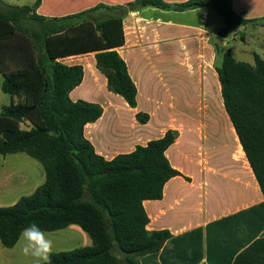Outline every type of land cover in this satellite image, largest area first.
<instances>
[{
    "label": "trees",
    "instance_id": "obj_1",
    "mask_svg": "<svg viewBox=\"0 0 264 264\" xmlns=\"http://www.w3.org/2000/svg\"><path fill=\"white\" fill-rule=\"evenodd\" d=\"M234 0H135L124 5L99 4L90 10L48 17L34 6L0 2V73L2 90L13 102L0 113V154L26 153L45 171V182L13 206L0 207V240L13 248L22 230L35 222L45 232L79 226L91 246L53 252L52 264H144L173 238L168 230L149 231L144 202L161 200L164 188L180 176L167 157L179 138L168 130L161 138L107 160L85 135L104 109L98 103L72 101L70 93L84 79V68L63 60L95 54L97 69L109 90L137 108V87L118 49L126 43L124 19L148 8L186 12L213 10L224 19L219 35L227 38L233 26L258 25ZM101 10L112 14L100 21L86 17ZM237 61L223 53L217 69L224 109L264 195V58ZM17 99V100H16ZM149 115L136 119L146 124ZM123 257V260L121 257ZM230 264H264V238L255 240Z\"/></svg>",
    "mask_w": 264,
    "mask_h": 264
},
{
    "label": "crops",
    "instance_id": "obj_2",
    "mask_svg": "<svg viewBox=\"0 0 264 264\" xmlns=\"http://www.w3.org/2000/svg\"><path fill=\"white\" fill-rule=\"evenodd\" d=\"M132 1L135 0H91V8L99 4L124 5ZM166 1L176 3L188 0ZM238 1H233L234 9L245 18L247 7L264 8V0H244L241 10H237ZM0 2L9 5L1 0ZM44 3L45 0H42L39 14ZM66 11L57 17L67 16ZM212 11L199 8L178 12L199 16L197 20L180 22L169 17L170 12L174 11L148 8L131 12L124 19L126 43L117 51L125 60L138 90L135 109L119 95L114 94L115 98L107 96L98 82L100 78L97 73H91V69L87 70L92 64L86 67L78 63L84 57L93 56L96 64L94 53L66 59V63L81 64L84 68L83 82L70 93L71 100L98 103L104 109L97 122L86 126L85 135L94 145L96 152L105 159L112 160L120 154L130 153L138 145L145 146L149 141L163 137L168 130L179 132V138L168 149L167 157L181 175L169 180L161 200L144 202L149 217L147 229L168 230L173 238L156 256L143 258L144 264H230L255 240L264 238V195L231 121L229 120V133L233 146L226 145L224 150L214 153L215 155L200 146L199 155L196 157L179 147L184 138L185 127L176 126L170 115L165 119L160 116L162 111L170 114L169 109L162 110L166 105L162 97L171 96L173 99L171 93L174 88V79L162 74L160 70L165 61V58H160L165 53L163 45H175L172 42L177 39L180 45L193 47L207 43L216 35L217 39L219 38L217 41L225 45V39L233 34L238 35L236 29L241 26H233L227 38L220 37L219 31L223 29L224 19L221 16L222 20L219 19L217 13L218 16L214 17ZM49 16L56 17L52 14ZM261 23L258 25H262ZM130 28L134 30L137 39L135 45H128L126 31ZM240 38L245 41L244 35ZM165 54L166 59L174 58L175 55L168 50ZM3 80L4 77L0 73V113L5 106L13 102L2 90ZM187 80L190 83L191 76ZM103 82L107 86V81ZM155 95L157 100L153 101ZM146 104L153 106L146 108ZM139 112L149 115L146 124L136 119ZM226 118L229 119L228 115ZM22 154L26 153L6 156L0 154V207L13 206L21 197L34 193L46 180L43 166L27 154L42 167L25 159ZM79 228L77 225H71L63 230L46 232L54 241V252H59L55 251V248L64 240L63 233L66 231L84 236L86 246H91L92 240L80 233ZM21 246L19 240L9 249L4 247L0 240V264H33L31 258L22 255Z\"/></svg>",
    "mask_w": 264,
    "mask_h": 264
},
{
    "label": "rangeland",
    "instance_id": "obj_3",
    "mask_svg": "<svg viewBox=\"0 0 264 264\" xmlns=\"http://www.w3.org/2000/svg\"><path fill=\"white\" fill-rule=\"evenodd\" d=\"M6 4L12 6H34L36 0H1ZM181 3V2H176ZM244 0L237 2V10H241ZM91 9V0L84 1H64V0H45L44 7L40 11L41 15L52 14L56 16L63 12L66 15L79 13ZM246 18H264V8H249L247 7ZM39 13V12H38ZM212 15L217 17L216 12L212 11ZM112 14L111 11L101 10L86 15V17L93 21H100ZM170 18L175 21L186 22L190 20H197L198 15L189 13L170 12ZM219 19L222 20L220 16ZM126 19V18H125ZM133 21V19H131ZM212 23V21H211ZM222 27L225 23L222 22ZM262 24V23H261ZM215 25V24H214ZM213 25V26H214ZM264 22L262 25H248L236 29L238 35L234 34L225 39V45L219 43L217 35L215 38H210L207 43L201 45H180L179 40L172 42L175 45H163L164 52L168 50L174 53V58L168 57L166 54L160 58H165L164 64L161 65L160 70L162 74L174 79V88L172 91L173 99L169 96L162 97L166 102L165 108L170 110V114L166 111L160 112V116L165 119L170 115L176 126L185 127V134L183 141L180 144V149L188 151L194 156L199 155L200 146H203L211 155L224 150L226 145L233 146V139L230 135L229 126L230 121L225 114L223 99L221 96V85L217 74V69L221 66L223 60V53L231 51L237 61L249 63L254 65V55L259 54L264 58ZM132 28L127 29L128 45L137 44V39ZM245 36L243 41L240 36ZM220 36V35H219ZM222 37V36H220ZM218 40V41H217ZM190 49H189V48ZM192 47V48H191ZM188 49V50H187ZM187 51V52H186ZM78 63L84 64L87 70L95 71L100 78L99 84L102 85L109 98H115L108 85L105 86L103 80L106 77L97 69L94 64L93 56H87L79 60ZM191 76L189 83L187 78ZM2 93V92H1ZM4 95V94H3ZM164 96V95H162ZM7 97V96H6ZM17 100V99H16ZM156 95L153 101H156ZM146 108H152V104H146ZM192 146V147H191ZM215 155V154H214ZM27 160L35 162L42 167L37 161L29 158L26 154H22ZM80 233L89 237L81 228ZM64 240L55 248V251H70L77 248L85 247L86 240L84 236L80 237L66 231L63 233ZM123 260V257L120 256Z\"/></svg>",
    "mask_w": 264,
    "mask_h": 264
},
{
    "label": "clouds",
    "instance_id": "obj_4",
    "mask_svg": "<svg viewBox=\"0 0 264 264\" xmlns=\"http://www.w3.org/2000/svg\"><path fill=\"white\" fill-rule=\"evenodd\" d=\"M21 253L33 260V264H52L54 241L35 222L24 228L20 234Z\"/></svg>",
    "mask_w": 264,
    "mask_h": 264
},
{
    "label": "built area",
    "instance_id": "obj_5",
    "mask_svg": "<svg viewBox=\"0 0 264 264\" xmlns=\"http://www.w3.org/2000/svg\"><path fill=\"white\" fill-rule=\"evenodd\" d=\"M70 58V57H69ZM67 59V58H66ZM66 59H64L63 61L66 63L67 61H66ZM68 64V63H67ZM79 65H81V64H79Z\"/></svg>",
    "mask_w": 264,
    "mask_h": 264
}]
</instances>
